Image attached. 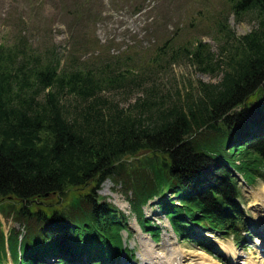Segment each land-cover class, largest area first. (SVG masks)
<instances>
[{"label": "trees", "instance_id": "1", "mask_svg": "<svg viewBox=\"0 0 264 264\" xmlns=\"http://www.w3.org/2000/svg\"><path fill=\"white\" fill-rule=\"evenodd\" d=\"M253 5L260 25L250 34L230 37L222 32L234 44L225 56L220 54L222 60H216L223 63L219 67L224 81L212 86L201 82L197 98L188 92L177 102L167 92L161 96L159 86L154 85L144 92L145 98L123 108L105 93L123 88L130 70L112 75V69L107 74L95 68L64 66L54 48L39 63L41 56L30 54L25 38L12 47L0 45V207L6 214L14 212L28 221L22 225L26 232L19 229L8 239L15 244L14 249L10 246L15 264H47L42 260L46 254L81 257L84 249L89 261L96 264L103 262L96 261L99 258L109 262L120 255L121 247L125 248L120 234L123 228L107 218L122 212L108 202L96 205L95 199L107 180L120 184L130 168L133 175L148 177L152 190L149 194L144 188L133 191L131 203L135 212L134 207L141 211L142 217L139 211L137 215L144 230L153 236L160 227L153 228L151 220L144 219L142 207L157 196L162 210H168L172 201L180 204L166 212L167 217L178 216L173 220L175 226L171 223L179 235L188 237L190 232L184 215L219 231L243 218L235 199L238 192L226 187L233 182L228 176L231 172L226 166L220 168L217 179L215 166L226 159L238 160L239 164H233L251 184L264 166V136L244 150H237L243 146L234 144L244 135L237 133L264 128L258 122L260 114L264 117V0H242L235 4L234 13L242 21L240 12L250 11ZM207 48L198 41L194 49L162 46L159 53L170 63L179 55L197 60ZM209 55L215 57L210 51ZM119 66L115 65L116 71ZM196 138L208 141L201 150L193 144ZM228 145L232 150H227ZM258 158L262 160L255 168L253 161ZM73 188L93 192L80 199ZM51 197H69V211L58 209V201L50 203L44 214L36 212L33 202ZM3 198L19 200L21 205L16 208ZM60 223L64 228L46 230V226ZM6 242L0 226V264L7 257Z\"/></svg>", "mask_w": 264, "mask_h": 264}, {"label": "rangeland", "instance_id": "2", "mask_svg": "<svg viewBox=\"0 0 264 264\" xmlns=\"http://www.w3.org/2000/svg\"><path fill=\"white\" fill-rule=\"evenodd\" d=\"M235 1L136 0L132 3V0H0V45L15 46L25 38L29 43L30 54L41 56L39 63L47 59L54 48L64 66H77L82 69L95 68L107 74H109L107 70L112 69L110 70L112 75H118L125 69L130 70L128 78L123 83L125 84L123 88L105 93L110 99L114 98L120 102L119 104L123 108H128L140 98H145L144 92L151 91V87L154 85L159 86L161 96L167 92L171 98L176 99L174 102H177L179 97L182 99L188 92L197 98L199 94L197 88L199 89L201 82L212 86L220 85L224 81L225 74L219 67H224L223 63L220 65L216 60L219 58L222 60V57L232 49L234 44L231 38L223 40L222 32L225 36L227 34L230 37L231 35L242 36V34L251 32L256 24L260 25L258 15L253 11L254 5L248 8L253 11L251 14L248 10L240 12L238 18L242 19V22H238L236 14L230 12V2ZM137 6H139L138 9ZM227 21L228 25L225 29L222 24ZM222 28L223 31H221ZM198 41H202L208 46L205 52L203 50L200 52L198 61L192 55L189 57L179 55L169 63L167 58L159 53V48L162 46L194 49ZM209 51L211 55H215L213 59H211ZM115 56H119L120 59ZM211 61L216 66L214 70L215 66L209 65ZM117 63H120V66L117 67L118 71L115 69ZM105 66L110 67L106 69ZM199 66H202L206 71L199 69ZM207 68L210 69L207 71ZM139 81H142V84ZM157 97L160 98L158 94ZM239 109V107L236 108L234 114ZM207 142L196 138L193 144L201 150ZM188 150H191L190 146ZM226 160L227 163H236V165L239 163L238 160L233 162ZM261 160L262 158H258L257 161H253V166L257 168ZM129 161L131 162V160ZM129 171L130 173L124 175L120 184H115L112 181L104 183L97 191L99 196L95 199L97 201L95 204L100 206L108 202L117 206L122 212L113 213L107 219L109 223L128 230L123 233L124 246L134 254L133 261L129 264H143L148 259L141 254H144L148 246L141 244L140 228L129 203L130 195L133 198V191L144 188L149 194L152 189L148 185V177L141 174L133 175L132 168ZM149 173L153 175V171ZM179 174H184V172L179 171ZM132 179L135 180L134 183ZM187 179L188 176H186ZM232 186L233 184L226 187ZM263 188L264 170L249 188L245 186L241 188L243 206L257 220L263 218L264 215V205L259 201ZM73 192H76L81 199L89 198L93 191L90 188H78ZM163 193H167V191L164 190ZM3 200L17 205L16 208L21 205L19 200L9 198H3ZM58 201L60 202L58 209L69 211L71 206L69 197L61 199L51 197L41 202L35 201L33 204L36 212L42 211L44 214L50 203ZM1 203L0 201V205ZM179 205L172 201L168 210L173 211L172 207ZM134 208L136 212L139 211V216L142 217L141 211ZM144 210L145 220L148 217L149 220L154 219V221L151 220L154 224L153 228L161 226L158 233L154 235L158 243H155L151 248L152 255L161 252L167 241L171 245L178 246L187 258L193 259L192 263L206 258L215 264H239L225 258L222 263L214 261L209 255L199 251L191 243L192 241L182 240L172 231L167 219L169 218L173 223V220L178 216L167 217L168 210L159 208L157 201H150ZM82 212L84 213V210ZM158 222L160 226H158ZM26 223L28 224V221L22 219V215L14 212L6 214L0 207V226L6 238L17 234L19 229L24 230L25 227L22 225ZM140 225L143 226L141 220ZM173 225L175 226V223ZM50 226L59 229L63 223H60L58 227L48 225L46 230ZM14 245L13 240L6 242V250L8 251V246L14 249ZM116 247H118L117 244ZM125 248L122 246L119 251L120 255H117L119 259L117 262L124 261L122 264L125 263V257H129ZM232 250L234 251L233 248ZM247 258L264 262V257L257 254L255 247H250L245 251L242 260ZM3 260V264H12L9 256ZM188 263L191 262L188 260ZM83 264H86L85 259Z\"/></svg>", "mask_w": 264, "mask_h": 264}, {"label": "bare ground", "instance_id": "3", "mask_svg": "<svg viewBox=\"0 0 264 264\" xmlns=\"http://www.w3.org/2000/svg\"><path fill=\"white\" fill-rule=\"evenodd\" d=\"M260 195L261 197L259 198V201L264 205V188L262 189V192ZM237 202H239L240 205L242 203L240 202L239 199H237ZM253 204L255 205L256 203H253ZM136 220H137V217H136ZM139 235H140L139 238H140L141 244H146L148 246L146 247L144 254L143 253L141 254L143 255L144 258L148 259L147 261H144L143 264H174V262L176 261L182 262L184 260V256L181 254V252L178 251V248L173 247V244L171 245V243H168L167 241L166 242L164 241L165 242L164 249L161 252L155 255H152L150 250L152 247H154V244L157 242H154L150 235L146 234L145 232H142L141 230H139Z\"/></svg>", "mask_w": 264, "mask_h": 264}]
</instances>
